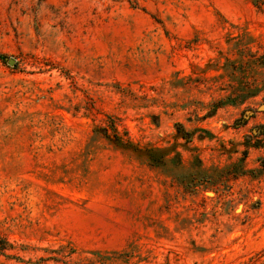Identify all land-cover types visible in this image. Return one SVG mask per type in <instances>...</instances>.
I'll return each instance as SVG.
<instances>
[{"label":"rangeland","instance_id":"1","mask_svg":"<svg viewBox=\"0 0 264 264\" xmlns=\"http://www.w3.org/2000/svg\"><path fill=\"white\" fill-rule=\"evenodd\" d=\"M0 54V264H264V0H0Z\"/></svg>","mask_w":264,"mask_h":264},{"label":"trees","instance_id":"2","mask_svg":"<svg viewBox=\"0 0 264 264\" xmlns=\"http://www.w3.org/2000/svg\"><path fill=\"white\" fill-rule=\"evenodd\" d=\"M0 60L1 61H6L7 60V57L5 56V55H2V54H0ZM242 118L243 117H241L239 120L241 121L242 120ZM179 129L177 130L178 132H182V134L183 135H186V136H189L190 135V133H188V132H185V131H183V129H182V127L181 126H179L178 127ZM103 134L107 137V138H109L110 137V135H108L107 134V131H106V129H103ZM113 142L115 143V144H117L118 146H121V147H124V148H131V149H134V150H136V148L133 146V145H131V143H129V142H127V141H123L122 140V138L120 137V136H118V135H113ZM154 150H152V149H148L147 151H146V153H147V155H148V157L151 159V161H153V162H155L156 163V160L154 159L155 158V156H154ZM160 159H161V156H160ZM159 161V160H158ZM6 244H3V245H0V251H3V250H5L6 249Z\"/></svg>","mask_w":264,"mask_h":264}]
</instances>
